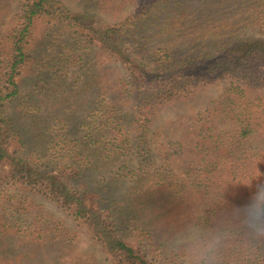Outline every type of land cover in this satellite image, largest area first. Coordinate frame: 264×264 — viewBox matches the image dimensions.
<instances>
[{"label": "trees", "instance_id": "obj_1", "mask_svg": "<svg viewBox=\"0 0 264 264\" xmlns=\"http://www.w3.org/2000/svg\"><path fill=\"white\" fill-rule=\"evenodd\" d=\"M9 1L0 0V9ZM170 2L179 5L142 0L115 23L56 18L82 30L88 45L115 57L118 72L111 74L103 62L92 75L89 82L101 88L100 113L79 136H65L59 161L41 164L37 156L14 150L10 139L21 126L7 108L21 91L35 20L57 11L54 0H17L11 26L0 35V168L6 169L0 179L46 196L85 226L103 262L178 264L189 251L192 264H264V39L225 46L217 40L211 45L223 46L215 52L195 54L173 51L171 44L157 54L163 30L152 26ZM249 4V17L264 28V0ZM188 13L169 14L173 20L166 29H193L183 20ZM220 82L226 88L204 112L179 115L157 131V139L149 135L160 109ZM46 134L42 127L31 137L40 144ZM88 171L94 173L91 182ZM126 180L129 187L117 193L116 182ZM32 221L35 228L29 225L21 237L33 246L31 255L25 250L31 262L39 255L36 264H100L88 252L69 256L66 239L48 218ZM17 231L0 230V238H13ZM189 238L181 248L178 242Z\"/></svg>", "mask_w": 264, "mask_h": 264}, {"label": "rangeland", "instance_id": "obj_2", "mask_svg": "<svg viewBox=\"0 0 264 264\" xmlns=\"http://www.w3.org/2000/svg\"><path fill=\"white\" fill-rule=\"evenodd\" d=\"M54 1L57 15L38 17L35 20L30 38V59L23 68L20 80L21 91L7 108L8 114L13 116L16 125L21 126L15 129L10 139L14 150L19 155L37 156L41 164L59 161L65 136L70 138L79 136L81 130L88 128L89 118L92 115L97 117L100 113L98 111L102 101L101 88L97 83L89 82L95 80L91 79L92 75L100 73L103 62L107 68H112L111 74L115 75L118 72L115 57L99 47L88 45L82 30L56 18L63 20L81 18L89 22L115 23L126 19L142 0H112L107 3L99 2V0ZM178 1V6L172 5V2L168 3L165 9L161 10L160 16L155 19L156 24L152 26L154 30L157 26L163 30V43L160 42L162 39H159L160 44L155 45L157 54L160 52L158 48L172 49L171 44L173 51L195 54L203 50L215 52L223 46L211 45L218 42L217 40H223L225 46L227 42L234 43L241 39H264V28L247 13L249 9H246L251 0ZM16 2L17 0H10L5 8L0 9V35L5 36L11 26ZM181 10L189 12L183 20L188 26H193V29L179 27L176 32L167 30V23L173 20L167 16L177 15ZM154 30L151 34L156 33ZM201 36L206 37L201 38ZM167 38H172L174 41H170L171 43L164 41ZM212 38L216 41L211 40ZM191 39L194 43L189 46L187 40L191 41ZM152 42L156 41L152 39ZM125 46L129 48L130 42L125 40ZM239 47H241L240 50L245 48ZM226 85V82H220L206 86L187 100L160 109L154 117L149 135L157 139V131L166 129L168 127L166 123L169 121L175 123L179 115L191 117L204 112L218 99ZM34 114L35 117H32ZM42 127L43 130L44 127L48 130V134L42 136L40 144L35 143L37 140L31 137V134H35L36 130L37 133L42 132ZM159 140L164 138L161 137ZM49 142L51 144H48ZM42 148L48 149V154L43 153ZM153 148L156 149L158 146L154 145ZM159 162L158 159L157 163ZM5 172V168H0V176H3ZM93 175L91 171L86 173L85 178L88 182H91ZM85 178L84 181H86ZM119 183L117 181L115 184L116 192L123 193L129 187L130 181ZM41 215L48 218L66 239V245H69V256L88 252L91 255L94 254L100 264H111L102 261L100 246L94 242L85 226L75 222L65 210L46 196L20 184H12L7 179H0V218L3 217L0 220V230L18 231L13 233V238L7 235L0 238V254L3 253L6 257L5 259L0 256V264H36L40 256L38 255L36 260L33 259L34 263L31 262L30 258L26 257L25 250H28L31 255L34 253L33 246L23 244L21 237L25 234L24 232L28 233L29 225L35 228L32 220ZM218 238L219 236L216 235L213 240ZM185 240L193 239L178 242L181 248L184 247ZM155 252L158 253L157 250ZM183 254L186 256L180 257L178 264H192L189 251Z\"/></svg>", "mask_w": 264, "mask_h": 264}]
</instances>
